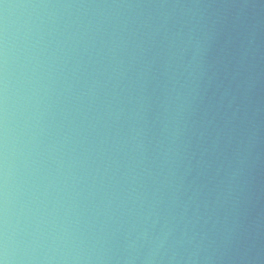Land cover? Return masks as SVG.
Listing matches in <instances>:
<instances>
[{
	"label": "water",
	"instance_id": "1",
	"mask_svg": "<svg viewBox=\"0 0 264 264\" xmlns=\"http://www.w3.org/2000/svg\"><path fill=\"white\" fill-rule=\"evenodd\" d=\"M0 246L264 264V0H0Z\"/></svg>",
	"mask_w": 264,
	"mask_h": 264
},
{
	"label": "clouds",
	"instance_id": "2",
	"mask_svg": "<svg viewBox=\"0 0 264 264\" xmlns=\"http://www.w3.org/2000/svg\"><path fill=\"white\" fill-rule=\"evenodd\" d=\"M0 253H2L4 256V259H0V264H6V261L9 259L7 248L4 246H0Z\"/></svg>",
	"mask_w": 264,
	"mask_h": 264
}]
</instances>
